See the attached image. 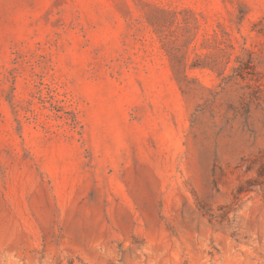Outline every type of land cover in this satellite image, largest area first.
Returning a JSON list of instances; mask_svg holds the SVG:
<instances>
[{"label": "rangeland", "instance_id": "1", "mask_svg": "<svg viewBox=\"0 0 264 264\" xmlns=\"http://www.w3.org/2000/svg\"><path fill=\"white\" fill-rule=\"evenodd\" d=\"M264 0H0V264H264Z\"/></svg>", "mask_w": 264, "mask_h": 264}, {"label": "trees", "instance_id": "2", "mask_svg": "<svg viewBox=\"0 0 264 264\" xmlns=\"http://www.w3.org/2000/svg\"><path fill=\"white\" fill-rule=\"evenodd\" d=\"M241 167L245 168V173H254V176L238 186L236 200H239L242 194L251 192H256L264 200V152L254 157L243 158Z\"/></svg>", "mask_w": 264, "mask_h": 264}]
</instances>
